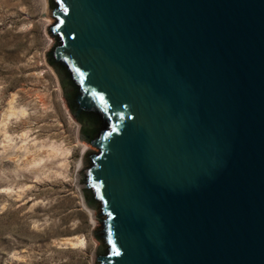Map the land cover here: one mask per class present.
<instances>
[{"label":"water","instance_id":"95a60500","mask_svg":"<svg viewBox=\"0 0 264 264\" xmlns=\"http://www.w3.org/2000/svg\"><path fill=\"white\" fill-rule=\"evenodd\" d=\"M49 1L96 263L264 264V0Z\"/></svg>","mask_w":264,"mask_h":264},{"label":"rangeland","instance_id":"374dc122","mask_svg":"<svg viewBox=\"0 0 264 264\" xmlns=\"http://www.w3.org/2000/svg\"><path fill=\"white\" fill-rule=\"evenodd\" d=\"M50 7L49 0H0V113L10 95L25 109L7 133L18 140L27 131L28 139L70 146L65 176L53 174V162L47 177L14 167L12 151L0 146V264H98L94 255L105 248L94 236L100 204L81 187L88 155L98 150L79 136L63 96L71 88L47 60L55 45ZM76 235L83 247L58 244Z\"/></svg>","mask_w":264,"mask_h":264},{"label":"bare ground","instance_id":"6f19581e","mask_svg":"<svg viewBox=\"0 0 264 264\" xmlns=\"http://www.w3.org/2000/svg\"><path fill=\"white\" fill-rule=\"evenodd\" d=\"M14 95H10L6 101L5 107L0 113V146L2 150H11V155L15 157L14 167L28 169L36 176L47 175L48 164H56L55 175L65 176L67 167V158L70 152V146L62 142L55 141H34L28 139L27 131L18 134L16 137L7 133L6 126L11 120H17L24 116L25 109L18 106ZM10 155V151H9ZM12 158V157H11ZM51 170V169H50ZM49 175V174H48ZM47 177V176H46ZM61 246L83 247L85 245L84 237L81 235L65 237L58 241Z\"/></svg>","mask_w":264,"mask_h":264}]
</instances>
